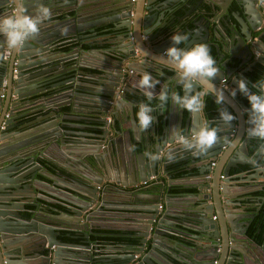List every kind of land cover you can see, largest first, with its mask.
I'll use <instances>...</instances> for the list:
<instances>
[{
  "label": "water",
  "instance_id": "water-1",
  "mask_svg": "<svg viewBox=\"0 0 264 264\" xmlns=\"http://www.w3.org/2000/svg\"><path fill=\"white\" fill-rule=\"evenodd\" d=\"M72 1L77 10L74 16L52 17L51 21L40 25L38 36L29 39L20 49L11 48L10 56L0 61V264H225L238 257V253L241 258L245 240L236 239V236H246L250 240L246 231L253 217L245 216L249 220L243 221L245 217L229 211L234 198L231 193L233 182L240 177L231 172L240 170L244 173L243 166L253 165L249 157L256 156L261 141L247 135L250 125L242 109L249 107L239 98L240 93L233 97L232 91L222 87L220 80L227 75L230 79L226 84L238 87L240 77L250 82L243 74L245 70H251L256 63L264 64V30L260 27L264 18V0H201L197 6L201 3L203 6H200L198 16L192 19L177 15L175 8L170 7L177 0H88V4L103 3L102 7L108 11L98 14L97 18L91 14L85 19L78 0ZM55 2L26 0V8L28 13H33L37 5L43 4L54 14L58 9H53L51 3ZM231 5H235V10ZM116 7L118 12L112 16ZM13 10L11 0H0V16L10 15ZM99 24L111 26L107 29L105 41L98 47H94V41L84 43V39L95 36V27ZM174 32L187 36L182 45L184 48L197 44L210 47L220 67L219 75L213 84L194 85V91L207 92L204 102L210 98L218 106L215 108L217 115L209 121L204 108L200 112L180 111L174 115L171 112L164 115L160 111L162 120H155L141 152H137V146L124 149L121 139L110 137L109 132L117 128V122L122 124L127 120L126 115L122 117L125 112L119 116L124 105L137 127L134 116L137 102L128 99L127 94L143 95L135 83L144 74L141 70L151 75L170 71L177 76L175 66L170 65L164 56L173 46L171 37ZM67 38L77 44L67 48L70 50H54V42L60 46ZM6 46L4 37L0 36V54L3 55ZM56 53L61 55L56 56ZM98 55L103 56V60L94 64ZM71 59V63L67 61ZM236 59L241 62L230 70V63L234 64ZM244 65L248 68L240 76H233L234 69ZM86 68L92 71L85 73ZM49 72L57 77L47 84L52 83L53 88H58L48 95L43 93L34 98L41 100L38 112L42 115V125L22 133L33 127L28 119L24 120L29 112L22 113L24 107H19L32 104V96L46 89L40 78ZM4 79L6 86L1 89ZM118 88L123 90L120 96ZM218 92L223 93V104L217 102ZM223 108L237 119L225 124L219 116ZM207 123L218 128L219 141L206 155L196 156L201 161L198 171L204 184L201 197L189 202L184 210L177 208L178 214H170L167 211L170 196L165 195L170 188L164 191L162 184L157 193H147L146 207L130 208V212H146L147 216L142 220L144 226L118 229L133 231L130 235L138 238L139 255L135 257L136 252H124L105 259L95 256L93 245L96 242L90 239V235L95 229L111 228L103 226V216L127 209L115 210L106 208L104 203L99 205L104 194L108 198L115 193L134 195L130 186L151 175H169L168 166L181 162L171 159L180 155L182 148L178 140L172 138V129H182L187 136ZM116 133L120 131L116 129ZM64 147L71 148L67 154L73 158L63 159ZM145 152L158 154L160 158L153 161L144 155ZM103 153L108 155L107 162L103 160ZM42 154H49L51 166L54 170L56 168L53 182L36 177L37 171L44 168L37 162ZM194 160L196 158L192 157ZM36 162V169L29 168ZM259 163L261 166L252 172L253 179L261 178L258 184L264 185V159ZM204 165L208 170L201 168ZM78 166L86 169L88 174L79 171ZM110 167L126 177L130 172L135 183H124L113 177ZM210 170L211 174H208ZM76 174L86 179L82 181ZM62 179L70 183L67 184L70 192ZM258 192L264 193L263 186ZM162 197L164 205L160 203ZM180 197L182 195L177 199ZM170 217L188 219L196 226L195 233L185 227L186 230L178 231L179 236L175 239L172 229H176V224L171 226L165 221ZM70 223H75L74 226L81 228L82 232L62 235L61 228ZM64 236L79 241L64 240ZM146 244L149 248L144 252ZM256 263L264 264L259 260Z\"/></svg>",
  "mask_w": 264,
  "mask_h": 264
},
{
  "label": "crops",
  "instance_id": "crops-1",
  "mask_svg": "<svg viewBox=\"0 0 264 264\" xmlns=\"http://www.w3.org/2000/svg\"><path fill=\"white\" fill-rule=\"evenodd\" d=\"M55 4L51 3V7L53 9H58L56 13L53 14V19H59V18H63L65 15H70V16H74L75 13L77 12L76 8H74L73 3L69 6H65L63 4V0H55ZM160 1V0H159ZM180 0H178L179 2ZM188 2H192V3H197L199 4L201 0H187ZM218 2V0H216ZM222 1V0H219ZM224 1V0H223ZM74 2V1H72ZM88 0H84L83 5H81V12H83L84 15V19L85 17L89 18L90 15L94 14L95 17L97 18V15L104 12V11H108L107 8L102 7L103 3H95V4H88ZM177 1H173V3L171 4L170 7L173 8V6L175 5ZM177 2V3H178ZM88 4V5H87ZM200 6H203V4L201 3ZM109 9V8H108ZM174 9V8H173ZM115 12L113 13L112 16H115V13H117V7L114 10ZM242 16L243 13H242ZM234 21L236 22V20L234 19ZM239 26V25H238ZM111 27L109 24H99L95 27V31L97 32L95 34V36L91 37V38H86L83 40L84 43H89L90 41H94V47H98L99 44L103 43V41H105L106 39V34L107 29ZM261 30H264V18L262 20L261 23ZM58 31H61V29L59 27L55 28ZM259 30L257 33H260ZM264 32V31H263ZM86 35L88 36V33L86 32ZM256 35V33H255ZM85 36V37H87ZM92 36V35H91ZM212 36V33L210 34V37ZM67 39H63L60 46L58 42H54L53 46L55 47L54 50H58V51H64V50H70L67 49L71 46L76 45L77 43L73 41V39L68 40ZM83 43V46H84ZM185 43V41L180 45V47H182V45ZM86 46V47H85ZM85 48H88L87 45H85ZM57 55H61L56 53ZM98 59L94 61V64H96L97 62H100L103 60V56H96ZM69 59V58H68ZM102 59V60H100ZM68 62L71 63V60H67ZM241 61L239 59L234 60V64L230 63V70H232V66H237ZM248 65V64H247ZM247 65H244L243 67H239L237 69H234L233 72V76H240L243 72L244 69H247ZM39 67V66H37ZM254 67V66H253ZM252 67V68H253ZM251 68V70H252ZM251 70H245L244 71V75H246L248 77L249 73L251 72ZM43 71V70H42ZM92 70L90 69H84V72H90ZM141 72L145 73L146 71L141 70ZM150 73V72H147ZM153 77L157 80L160 81V85H157L156 89H155V93L156 95H159L162 86H167L169 89V92L171 93L172 91H176L179 92L181 96L184 95V91H183V87L177 82V76L170 71H164L162 73H157V74H153ZM219 75V74H218ZM217 75V76H218ZM79 76V75H77ZM57 77V75H53L51 74V72L43 75L40 79V82H43L44 84H46V89L45 90H39L37 94H35L34 96H32V104H25L24 106L19 107V109H22V107H24L23 110H21L20 112H29L27 117H24V120L28 119V123H32L33 128L30 129H26L25 131H23L22 133H26V132H30L31 130H34L35 126L37 128V126H40L42 124L41 123V112H38V109L41 107V100L39 99H34V98H38L39 96H41L43 93L45 95H48L50 93H52V91H54V89L58 88V87H52L54 85L51 84H47V82H49L52 79H55ZM86 77V76H84ZM88 77V76H87ZM91 78V77H90ZM225 83H222V79L220 80V83L222 85V87H224L225 89H230L231 91L234 90V88L238 87H232L226 84V80H229L230 77L225 75ZM249 79V77H248ZM250 80V79H249ZM138 81L139 80H135L136 85H138ZM254 83L253 81L250 80L249 82ZM229 86V87H228ZM139 96V95H137ZM240 99H242L243 104L248 106L249 108H243L242 111L245 115L246 120L249 119V115H248V111L251 109V105L248 102V99L239 94L238 95ZM134 102H137L136 100H132ZM138 103V102H137ZM136 103V104H137ZM159 105V104H158ZM158 105H155L153 107H157ZM216 106V104H215ZM218 108V106H216ZM215 107V108H216ZM65 109H67V106H64ZM205 110V109H204ZM180 111L182 112H186V110H182L180 109L178 106L173 105L171 99H169V103L165 106L164 110H163V114H167V112H171L172 115L174 114H180ZM123 112H125V114L123 115ZM160 111L154 112L153 115H155V120H157V118H159L160 120H162L161 115H159ZM206 113V112H205ZM122 117H128L127 120H124L125 123H118L117 122V130L120 131L119 134L116 133V129L113 128L110 130L109 134L110 137L115 136L116 140L118 139V137L121 139L122 142V147H124V149L126 147V149L131 150L130 147H134L137 146V152H141L142 148L145 146V144H147L148 141V131L147 132H141L138 127H135V125L133 124L131 118H130V114L128 113V107H126V105H124V108L120 109L119 111V116ZM126 115V116H125ZM110 114H108L106 116L107 121L109 120ZM135 116V113H134ZM135 120H136V124L138 125V121L136 119L135 116ZM209 121H213V118H208ZM156 122V121H155ZM155 124V123H154ZM151 130V129H150ZM149 130V131H150ZM122 131V132H121ZM68 145H74L73 143H69ZM84 147V145H82ZM119 146V145H117ZM77 147V146H75ZM105 147H108L107 143H105ZM121 147V146H120ZM71 150V148L69 147H64L63 148V152H64V157L63 159H67L68 157L73 158V155L67 154L69 153V151ZM73 150V149H72ZM104 155V159L106 160V162L108 161V155L107 153H103ZM192 157H195L196 160H194V162L192 161ZM22 160V159H21ZM181 160L180 163L183 162V165L180 167V172L179 171H172V169L169 168L168 166V173L169 175H165L162 174V176L159 174L151 175L148 179H146L145 181H147L146 184L143 183V181H139L138 183H135L134 180V176H132L129 172L128 177H126L125 174H118V172L116 173V170L113 169V167H110L109 169H111V174L113 175V177L118 178L119 180H121L124 183H131L134 184L133 186H130L129 189L131 191H134L135 194L134 195H128L126 193H115L114 195H110V198H108V195H105V198H103V202H99V205H102L104 203V206L106 208H110L113 207L115 210H117L118 208H127L124 211H114V215L112 216H103V221L102 224L103 226L107 225L108 227L111 228H104L103 230H108L110 232H124L123 234L127 237H133L135 238V241H131V242H110L109 240H104V241H99V240H95L96 244L93 245L94 246V251H95V256L100 257L102 256V258L105 259V257L107 256H118V255H122L125 253H129V252H136L138 255L140 253V245H139V241L138 238L135 236H131L130 234H132L133 231L130 230H126L125 231H120L118 230L120 227H137V228H142L144 226V221L142 222V220H144V217L147 216L146 212L143 211H132L130 212V208H143L146 207L145 202L147 201L145 199V197L147 196V193H157L159 189H161V186L163 184V190L165 191L168 187L170 188L168 192H165V195L168 194L170 196L169 202L170 203V208L167 209V211L170 214H178L177 212V208L179 209H185L188 206L189 202H193L195 201V199L201 197V193L200 191L202 190V188L204 187L203 184V178L200 177L199 175V171H198V167H200L201 165V161L199 159H197L196 156H193L192 152L190 151H186L183 148L180 149V155L174 157L171 159V161H179ZM49 161V162H48ZM51 157H49V154H42L37 162L41 165H44V168L41 170H38L36 173V177H38L41 180L47 181V182H53L54 177H56L55 175V170L53 169V167L51 166ZM37 162L35 164H33L32 166H30L29 168L31 169H36V165ZM103 161H101L100 163H102ZM179 163V162H178ZM30 164V163H29ZM48 166L49 168H46L45 166ZM100 166V165H99ZM79 167V171H81L82 173L84 172L86 175L88 174V171L86 169H84L81 166ZM256 166L254 165H245L243 166V172L244 173H240V170H235L232 171V174H239L240 177H238V179H235L233 184H235L233 186L234 189H231V193L234 196L233 198V202H231L230 206H229V211L232 212V214L234 215H238L241 218H244L245 216H249L251 215L253 218L250 219V225L248 226V230L246 231V235L249 239L246 238V236H236V239H242L245 240V246L241 247V250L244 251V255L240 258V253H238V257H236L234 260H231L230 263H225V264H257V260L264 262V193L263 192H258L260 189H262V186L264 188V185H259L258 183L260 181H262L261 178L257 179H253V174L252 172L254 171ZM23 168V166H22ZM203 170H208V166L204 165ZM47 171V172H46ZM27 172V171H26ZM44 172H46L44 174ZM208 174H211V170L207 171ZM78 175V174H76ZM90 175H93V177H95L96 179L99 178V176H95L96 174H92L90 173ZM110 175V174H109ZM80 176V179L83 181L86 178L83 177L82 175H78ZM171 176V178H170ZM62 183H64V185L66 186L65 188H67L66 190L70 192L69 188L67 187V184H70L67 180H61ZM120 184V183H119ZM239 185V186H238ZM80 189V188H79ZM81 190H84L81 188ZM52 192H57V191H53ZM163 191V193H164ZM249 192L248 194H244L245 196H236V195H240V193H246ZM180 195H182V197H180L179 199H177ZM197 195V196H196ZM238 197V198H237ZM262 197V198H261ZM113 201V202H112ZM161 205H164V197H162L161 201H160ZM161 208V206H159ZM66 208V207H65ZM67 209V208H66ZM138 210V209H136ZM69 210H67L68 212ZM65 214H67L65 212ZM67 216V215H64ZM181 218V219H180ZM183 217H179L177 220L176 219H172L167 218L165 219V221L167 223H169V225H175L176 224V229H172V232L175 234L174 237L175 239H177V237L179 236L178 231L180 230H186V228H189V231L192 233H195V225H192L191 223H189V221H187L188 219H182ZM214 218V217H213ZM68 219H66L67 221ZM249 220L246 217L243 219V221ZM60 223V222H59ZM62 223V222H61ZM64 223V222H63ZM75 223H70L68 225H63V228H61V226H59V228H61L60 233H65L66 234H71V233H80L82 232V229L80 228H76L74 226ZM113 227V228H112ZM186 227V228H185ZM116 228V229H114ZM63 235V234H62ZM66 237V236H65ZM252 240V241H251ZM74 242V241H72ZM78 242V241H76ZM149 242V240H148ZM119 244V245H118ZM114 246V247H113ZM149 248V245L146 244L145 248H144V252L147 251V249ZM93 264H98L97 262H94Z\"/></svg>",
  "mask_w": 264,
  "mask_h": 264
},
{
  "label": "clouds",
  "instance_id": "clouds-1",
  "mask_svg": "<svg viewBox=\"0 0 264 264\" xmlns=\"http://www.w3.org/2000/svg\"><path fill=\"white\" fill-rule=\"evenodd\" d=\"M11 3L14 5L13 12L10 15L0 16V36L4 37L9 48L20 49L29 39L39 35L40 25L51 21L53 12L50 7L39 4L33 13H28L26 0H11ZM78 3L82 5L84 0H78ZM63 4L69 6L72 4V0H63ZM186 39V35L174 32L171 37L173 46L169 47L164 54L167 62L175 66L177 82L183 87V96L176 91L170 93L167 86H162L159 95H156L155 89L157 85H160V81L150 73L145 72L138 81L139 89L149 101V103L142 102L138 105L139 111L136 113V119L137 127L141 132H147L153 127L155 123L153 113L163 111L169 99L173 105L188 112H200L205 106L204 97L207 92L194 91V85H203L204 82L213 84L220 72V67L207 44H197L192 48L180 47ZM4 59L5 57L0 54V61ZM237 82L238 89L234 88L231 95L235 97L239 92L248 99L251 105V109L248 111L250 127L247 129V135L261 141L256 156L249 157V162L260 167L259 160L264 159V78H259L255 83L250 84L246 78L240 77ZM216 98L218 103L223 104L222 92H218ZM154 99L160 101L157 107L151 105V101ZM219 116L225 124H230L237 119L225 108L220 111ZM171 134L172 138L178 140L184 150L192 152L194 156L206 155L219 141V130L211 123L205 124L198 131L187 136L182 129L175 127ZM144 155L153 161L160 158L158 154L154 155L151 152H145ZM169 159H171V155Z\"/></svg>",
  "mask_w": 264,
  "mask_h": 264
},
{
  "label": "trees",
  "instance_id": "trees-1",
  "mask_svg": "<svg viewBox=\"0 0 264 264\" xmlns=\"http://www.w3.org/2000/svg\"><path fill=\"white\" fill-rule=\"evenodd\" d=\"M85 46V45H84ZM86 47V46H85ZM249 79L251 81H253L255 83V81L259 78H264V64L261 63H256L254 65V67L252 68L251 72L248 75ZM253 91H255V89H253ZM128 99L130 100H136L138 103L135 105L134 107V113L136 116V113L139 111L138 105L140 103H149V101H147L146 97L142 96H137L134 94H127ZM160 104V101L158 99H154L153 101H151V105L155 106ZM205 106V112L206 115L208 116V118H214L217 113L215 112V104L213 103V101L210 98H206L205 102H204ZM214 126V124H212ZM183 165L182 163H174L172 165L169 166L170 169H172V171H179L180 172V167ZM100 232H102L100 234ZM124 232H110L108 230H100V229H95L94 233L90 235V239L92 240H99V241H104V240H109L110 242H131V241H135V238L133 237H127L123 234ZM63 235H65V233H61ZM70 235H78V233H71ZM64 240H69V241H79V239H70L68 237H63Z\"/></svg>",
  "mask_w": 264,
  "mask_h": 264
},
{
  "label": "flooded vegetation",
  "instance_id": "flooded-vegetation-1",
  "mask_svg": "<svg viewBox=\"0 0 264 264\" xmlns=\"http://www.w3.org/2000/svg\"><path fill=\"white\" fill-rule=\"evenodd\" d=\"M178 2V0H177ZM175 3V5L173 6V8H175V12L177 15H185V17L188 19H192L195 16H198V13L201 9V7L197 6V3H190L187 0H180L178 3ZM232 10H235V5H231ZM186 13V14H185ZM234 21V20H233ZM235 22V21H234ZM102 232H100L101 234Z\"/></svg>",
  "mask_w": 264,
  "mask_h": 264
},
{
  "label": "built area",
  "instance_id": "built-area-1",
  "mask_svg": "<svg viewBox=\"0 0 264 264\" xmlns=\"http://www.w3.org/2000/svg\"><path fill=\"white\" fill-rule=\"evenodd\" d=\"M10 53H11V48H9L8 47V45L6 46V48L4 49V53H3V56L5 57V58H8L9 56H10ZM16 61L14 62V65H16ZM14 72H16V69H14ZM222 83L224 84L225 83V79L223 78L222 79ZM5 86H6V79H4V80H2V82H1V89H4L5 88ZM122 88H118L117 89V94H118V96H120V94L122 93ZM109 119V118H108ZM212 164V166L214 165V162H212L211 163ZM143 183L144 184H146L147 183V181H143ZM215 217V216H214Z\"/></svg>",
  "mask_w": 264,
  "mask_h": 264
},
{
  "label": "bare ground",
  "instance_id": "bare-ground-1",
  "mask_svg": "<svg viewBox=\"0 0 264 264\" xmlns=\"http://www.w3.org/2000/svg\"><path fill=\"white\" fill-rule=\"evenodd\" d=\"M92 240V239H91ZM92 241H95V240H92ZM97 241V240H96ZM138 254L135 255V257H137Z\"/></svg>",
  "mask_w": 264,
  "mask_h": 264
}]
</instances>
